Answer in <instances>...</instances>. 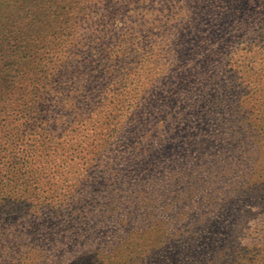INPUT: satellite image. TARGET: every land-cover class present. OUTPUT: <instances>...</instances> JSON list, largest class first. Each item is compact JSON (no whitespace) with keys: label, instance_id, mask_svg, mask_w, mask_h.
I'll use <instances>...</instances> for the list:
<instances>
[{"label":"trees","instance_id":"1","mask_svg":"<svg viewBox=\"0 0 264 264\" xmlns=\"http://www.w3.org/2000/svg\"><path fill=\"white\" fill-rule=\"evenodd\" d=\"M261 178L264 0H0V264L199 263Z\"/></svg>","mask_w":264,"mask_h":264},{"label":"rangeland","instance_id":"2","mask_svg":"<svg viewBox=\"0 0 264 264\" xmlns=\"http://www.w3.org/2000/svg\"><path fill=\"white\" fill-rule=\"evenodd\" d=\"M237 156L226 155V161L229 166L234 165L233 162H236ZM240 166L244 167L245 164L242 163ZM233 175L236 176L233 173H229L227 176L228 178H232ZM262 178L261 180H257V183H250L249 185L248 182L245 183L243 188L236 192L233 195L234 197L230 198L231 202L233 200L243 202V208L239 207L237 214L232 219H230L229 215L223 216L228 206H224L219 211H214L218 214L217 216L222 215L226 220V223H222V226H224L222 230H225L227 235L219 238V247L223 249V252L215 257V251L209 245L204 250L199 263L194 264H261V259L264 257V251H262L264 247L259 245L253 236L258 234L256 223L264 221V184L261 183ZM241 182L244 181L242 180ZM195 215V213H191V216ZM211 251H214L212 257L210 259L206 258V255L210 254ZM241 256H244V258L241 259ZM185 263L193 264L192 262L185 261H182L180 264Z\"/></svg>","mask_w":264,"mask_h":264}]
</instances>
